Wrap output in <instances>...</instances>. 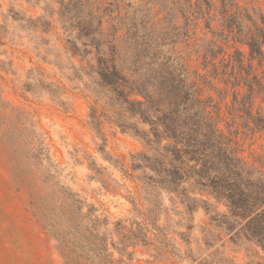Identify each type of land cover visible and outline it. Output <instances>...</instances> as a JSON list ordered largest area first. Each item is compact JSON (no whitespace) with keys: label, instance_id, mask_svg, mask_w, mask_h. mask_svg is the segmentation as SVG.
I'll use <instances>...</instances> for the list:
<instances>
[{"label":"trees","instance_id":"1","mask_svg":"<svg viewBox=\"0 0 264 264\" xmlns=\"http://www.w3.org/2000/svg\"><path fill=\"white\" fill-rule=\"evenodd\" d=\"M58 1L63 32L76 34L85 53L95 54L93 127L100 129L110 112L144 147L129 167L105 159L130 177V170L142 172L146 187L175 195L189 220L205 212L213 228L203 231L206 251L216 241L223 250L196 256L190 248L192 263L236 264L225 252L232 245L262 254L257 264H264V167L243 157L237 136L220 127L225 108L247 135L264 134L263 10L244 0ZM176 20L184 25L170 27ZM179 43L184 53L176 52ZM64 44L77 55L76 41ZM195 60L202 63L192 70ZM0 148L63 264H119L109 220L62 182L28 115L2 98ZM116 226L126 248L147 244L144 225Z\"/></svg>","mask_w":264,"mask_h":264},{"label":"rangeland","instance_id":"2","mask_svg":"<svg viewBox=\"0 0 264 264\" xmlns=\"http://www.w3.org/2000/svg\"><path fill=\"white\" fill-rule=\"evenodd\" d=\"M250 3L264 12V0H244L242 5ZM59 10L58 0H0V98L28 115L59 165L62 182L109 220L119 264H196L190 261V248L196 256L223 250L222 243L216 241L215 247L206 251L203 231L213 228L208 226L204 211L189 220L175 195L146 187L142 172L130 170V177L105 159L120 160L129 167L132 155L144 147L114 123L110 112L101 117L100 129L93 127L90 116L96 102L89 86H94L96 79L95 54L85 53L76 34L63 32ZM177 25H184L183 20L170 23V27ZM64 39L77 42V55L70 45L65 46ZM118 44L123 46V38ZM182 51L184 43L177 44L176 52ZM201 63L193 61L192 70ZM97 107L100 114L104 112L103 106ZM225 114L224 108L221 129L237 136L243 157L256 167H264V134L247 135L239 121L234 125ZM118 222L133 230L137 224L144 225L150 231L147 244L129 249L121 245ZM200 248L204 250L201 253ZM225 252L236 264H257L263 256L232 245ZM0 264H63L56 242L33 217L28 192L17 190L2 148Z\"/></svg>","mask_w":264,"mask_h":264}]
</instances>
